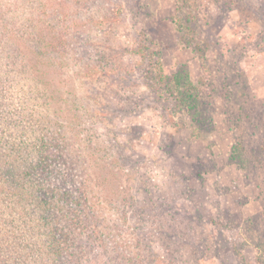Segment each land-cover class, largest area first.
<instances>
[{
  "label": "rangeland",
  "instance_id": "rangeland-1",
  "mask_svg": "<svg viewBox=\"0 0 264 264\" xmlns=\"http://www.w3.org/2000/svg\"><path fill=\"white\" fill-rule=\"evenodd\" d=\"M41 2L0 0V64L16 78L3 82L0 130L21 114L26 157L48 126L95 158L88 205L105 221L81 236L77 264H264V0H52L44 24L69 47L33 81L22 62L42 42ZM179 67L204 127L163 93L159 77ZM46 79L51 123L34 93Z\"/></svg>",
  "mask_w": 264,
  "mask_h": 264
},
{
  "label": "trees",
  "instance_id": "trees-1",
  "mask_svg": "<svg viewBox=\"0 0 264 264\" xmlns=\"http://www.w3.org/2000/svg\"><path fill=\"white\" fill-rule=\"evenodd\" d=\"M50 1L42 0L37 16L41 25L31 33V39L42 41L36 50V58L22 62L28 77L33 81L37 80L33 70L36 66L57 69L61 64H57L53 52L61 51L62 48L65 52L69 47L64 45L59 48L58 44L64 37L57 35L52 25L44 24L47 21L42 18L46 15L43 9ZM63 4L68 5L67 0H63ZM250 9L252 13L253 7ZM261 12L264 16V10ZM45 37L49 38L44 40ZM10 57L16 60L19 56L12 53ZM10 63L15 64L17 61ZM2 65L0 111H6L7 106L2 101L3 82L10 80L14 84L16 78H11V73H15L8 64ZM160 80L163 93L175 100L179 111H187L200 128L208 120L211 121L202 108L204 100L200 89L191 80L187 69L179 67L171 75L163 74ZM42 82L43 85L39 86L34 83V93L41 101V118L51 123L53 96L48 87L52 82L49 79ZM16 117V113L11 112L5 121L9 124L5 129L8 133L0 130V264H77L85 252L84 246L79 243L81 236L86 233L99 236V227L93 225L100 226L105 221L102 208L88 205L87 196L90 193L86 188V178L96 175L92 172V164L93 168L99 165H96L95 158L84 157L83 151L75 145L56 138L54 135L61 134L48 126L41 128L44 134L33 140L34 144L41 141L33 156L26 157L23 149L26 148V132L21 128L23 118L20 114L21 124H17ZM240 145L235 147L232 158L243 162L245 158L240 152L243 151Z\"/></svg>",
  "mask_w": 264,
  "mask_h": 264
}]
</instances>
